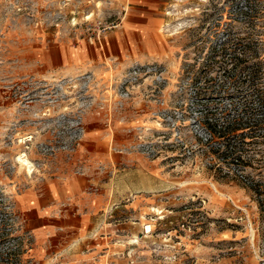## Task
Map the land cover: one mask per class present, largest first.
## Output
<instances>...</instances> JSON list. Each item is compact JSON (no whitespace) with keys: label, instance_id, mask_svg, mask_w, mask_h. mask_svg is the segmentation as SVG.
Wrapping results in <instances>:
<instances>
[{"label":"rangeland","instance_id":"1","mask_svg":"<svg viewBox=\"0 0 264 264\" xmlns=\"http://www.w3.org/2000/svg\"><path fill=\"white\" fill-rule=\"evenodd\" d=\"M132 1L0 0V264H264V129L235 131L264 118V0H166L140 54L73 65ZM74 174L112 207L59 247L24 196Z\"/></svg>","mask_w":264,"mask_h":264},{"label":"crops","instance_id":"2","mask_svg":"<svg viewBox=\"0 0 264 264\" xmlns=\"http://www.w3.org/2000/svg\"><path fill=\"white\" fill-rule=\"evenodd\" d=\"M130 15L120 34L121 41L116 44V53L105 48L102 51L90 50L87 58L79 54L72 59L73 65H87L88 61H96L100 56L121 58L124 52L128 56L137 48L141 53L143 44H147L150 33L157 30L159 13L166 0H133ZM131 46V47H130ZM67 54V64L70 65ZM74 58V57H73ZM99 61V60H98ZM85 176L74 174L51 183L48 191L40 194L27 193L24 204H30V218L37 236L58 239L59 247H68L71 243L88 240L94 234L103 216L111 209L113 195H103L90 185ZM34 205V206H33ZM30 221V222H31Z\"/></svg>","mask_w":264,"mask_h":264},{"label":"trees","instance_id":"3","mask_svg":"<svg viewBox=\"0 0 264 264\" xmlns=\"http://www.w3.org/2000/svg\"><path fill=\"white\" fill-rule=\"evenodd\" d=\"M255 66V65H254ZM252 72H251V78L252 79H258V76L260 75V71H259V68L258 66L256 65V67L252 68ZM243 119H237L235 122H236V125L238 126V128L235 130L237 132H240V131H243L240 135H238L237 137H240V139H243V140H248V139H253V138H257L259 136H257L256 134V129L260 128V129H264V118L263 119H260V120H257V121H251V120H248L246 122H242ZM247 129H250V132L247 133V134H244V131L247 130ZM234 132V131H233ZM234 134V133H233ZM245 142V141H243ZM239 149L235 151V154H237L236 158L237 160H242V155L241 153H239Z\"/></svg>","mask_w":264,"mask_h":264},{"label":"bare ground","instance_id":"4","mask_svg":"<svg viewBox=\"0 0 264 264\" xmlns=\"http://www.w3.org/2000/svg\"><path fill=\"white\" fill-rule=\"evenodd\" d=\"M23 157H24V159H23ZM20 161H22V163L25 165V166H27L26 168L28 169V171L31 173L32 172V168H33V166H32V164L26 159V156L24 155V156H22V157H20ZM146 229V233H149L150 231H151V226H146L145 227Z\"/></svg>","mask_w":264,"mask_h":264}]
</instances>
